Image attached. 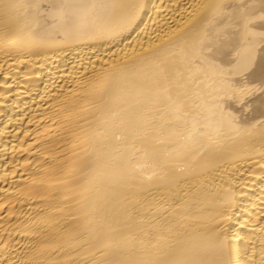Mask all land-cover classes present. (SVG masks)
<instances>
[{
	"label": "bare ground",
	"instance_id": "1",
	"mask_svg": "<svg viewBox=\"0 0 264 264\" xmlns=\"http://www.w3.org/2000/svg\"><path fill=\"white\" fill-rule=\"evenodd\" d=\"M0 264H264V0H0Z\"/></svg>",
	"mask_w": 264,
	"mask_h": 264
}]
</instances>
